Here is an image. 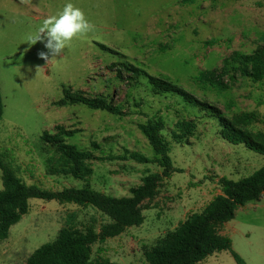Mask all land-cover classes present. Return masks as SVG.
<instances>
[{
  "label": "rangeland",
  "instance_id": "obj_1",
  "mask_svg": "<svg viewBox=\"0 0 264 264\" xmlns=\"http://www.w3.org/2000/svg\"><path fill=\"white\" fill-rule=\"evenodd\" d=\"M68 2L84 11L94 30L74 39L60 57L46 64L38 56L46 51L43 44L29 47L27 37ZM262 45L264 0H0L4 104L0 160L27 185L50 191L89 186L112 197H130L147 175L163 172L157 164L129 158V153L136 152L154 159L139 126L163 120V135L171 143L170 157L177 172L163 178L150 209L143 211V225L94 245L92 254L93 262L147 264V249L221 194L220 179L239 181L264 167V154L223 140L219 120L183 97L154 95L147 77L169 80L229 118L252 113L250 129L264 133V79L248 78L236 63H231L224 80L225 91L203 83L200 77L220 69L234 53L251 55ZM124 66L139 70L140 78L133 80V73ZM37 67L42 68L37 71ZM65 89L103 97L121 108L123 115L83 104L58 107ZM179 120L197 123L195 135L186 144L171 138ZM59 125L78 131L66 143L97 158L91 162L89 179L50 175L47 160L55 152L41 138ZM69 221L82 230L94 226L98 231L110 222L93 207L31 200L29 213L0 243V264H24L36 250L53 242ZM226 230L222 234L228 233L245 264H264V196L240 207ZM200 264L239 263L232 253L222 252Z\"/></svg>",
  "mask_w": 264,
  "mask_h": 264
},
{
  "label": "trees",
  "instance_id": "obj_2",
  "mask_svg": "<svg viewBox=\"0 0 264 264\" xmlns=\"http://www.w3.org/2000/svg\"><path fill=\"white\" fill-rule=\"evenodd\" d=\"M231 63L238 64L248 78L256 82L262 81L264 45L251 55L234 53L231 58L223 61L220 69L203 73L200 76L202 82L221 91L227 90L224 80L230 73ZM122 68L133 73V80H138L141 76V72L136 68L131 66ZM119 72L121 74V69ZM147 78L154 95L181 96L185 102L217 118L223 140L235 146L244 145L256 153L264 154V133L250 129L254 114L243 113L229 118L218 108L197 100L187 90L169 80L151 76ZM77 104H83L95 111L123 115L121 108L112 105L103 97L90 98L84 93H75L68 89L64 90V99L56 103L58 107ZM3 115L4 104L0 87V123ZM165 127L163 120L149 121L139 126L148 139L155 157L149 159L135 152L129 153V158L144 165L157 164L163 172L147 175L141 186L131 190L130 197H112L89 186L50 191L36 185H27L13 168L0 160L3 181V189L0 191V243L9 238L11 228L29 213L31 200L58 201L60 204H73L82 208L93 207L109 218L110 222L101 226L98 231L94 226L82 230L69 221L53 242L36 250L24 264H116L107 259L93 262V246L117 238L129 228L143 225L145 221L143 211L150 209L148 205L157 197L163 178H169L172 173L177 172L170 157L171 143L163 135ZM196 130L197 123L193 120H179L171 132V138L176 144H186L195 135ZM77 132L59 125L55 127L53 133L43 134L42 141L55 152L54 156L47 160L50 175L73 177L78 180H87L93 175L91 162L97 159L94 154L66 143V140L75 136ZM219 185L222 194L202 212L191 214L174 231L167 233L154 247L145 251L147 264H200L208 257L222 252L232 253L239 264H245L234 251L232 240L222 235L221 230L225 224L235 219L240 207L259 202L263 198L264 167L239 181L222 178Z\"/></svg>",
  "mask_w": 264,
  "mask_h": 264
},
{
  "label": "clouds",
  "instance_id": "obj_3",
  "mask_svg": "<svg viewBox=\"0 0 264 264\" xmlns=\"http://www.w3.org/2000/svg\"><path fill=\"white\" fill-rule=\"evenodd\" d=\"M94 27L81 8L68 2L61 11L43 19L37 32L27 37V44L31 47L42 43L46 51H40L38 56L48 64L60 57L74 39L92 32ZM41 68L37 67V71Z\"/></svg>",
  "mask_w": 264,
  "mask_h": 264
},
{
  "label": "crops",
  "instance_id": "obj_4",
  "mask_svg": "<svg viewBox=\"0 0 264 264\" xmlns=\"http://www.w3.org/2000/svg\"><path fill=\"white\" fill-rule=\"evenodd\" d=\"M221 194H222V193H221ZM221 194H219V195H221ZM219 195H218V196H219ZM227 225H228V223H227V224H225V226H224V229H225V231H227V230H226V228H227ZM221 233H222V232H221ZM223 234H224V233H223ZM223 234H222V235H223ZM224 235L228 237V233H227V232H225V234H224Z\"/></svg>",
  "mask_w": 264,
  "mask_h": 264
}]
</instances>
